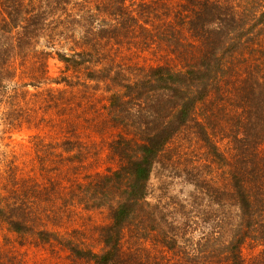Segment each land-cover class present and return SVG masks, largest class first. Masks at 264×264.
Returning a JSON list of instances; mask_svg holds the SVG:
<instances>
[{"label": "trees", "instance_id": "16d2710c", "mask_svg": "<svg viewBox=\"0 0 264 264\" xmlns=\"http://www.w3.org/2000/svg\"><path fill=\"white\" fill-rule=\"evenodd\" d=\"M128 1L0 0V95L18 109L7 113L10 124L38 130L34 121L46 119V135L52 133L56 146L37 135L32 147L45 152L43 164L52 154L61 157L45 176L47 190L20 179L0 181V264H30L42 244L52 247L60 264H186L190 252L178 245V236L158 231L155 237L170 255L154 257L127 248L126 231L145 217L141 224L149 226L131 232L149 234V222H155L147 199L153 169L190 125L228 167V187L189 171L195 187L219 207L214 224L221 230L218 247H208L206 236L204 249L190 253L192 264H248L243 246L249 240L264 246V0H140V9ZM80 3L89 14L79 16L96 18L97 26L70 21V10H81ZM148 50H154V63L144 56ZM55 58L64 64L56 78L50 71ZM43 83L65 84L74 92L50 90L45 97L59 119L20 105L21 88ZM99 99L102 112L93 116L87 108ZM98 117L101 124L93 122ZM87 124L110 129L105 171L101 150L82 131ZM224 141L227 151L219 146ZM59 148L71 155L62 157ZM91 162L95 172L83 174ZM69 169L75 199L52 201L54 176ZM84 199L91 202L87 206L110 208V223L94 229L100 251L86 232L67 225L68 214Z\"/></svg>", "mask_w": 264, "mask_h": 264}, {"label": "rangeland", "instance_id": "374dc122", "mask_svg": "<svg viewBox=\"0 0 264 264\" xmlns=\"http://www.w3.org/2000/svg\"><path fill=\"white\" fill-rule=\"evenodd\" d=\"M79 1L81 3L87 1L91 5H94V2L102 0ZM81 3L78 4L81 10H70V13H73V16L70 17V21L73 22L75 27H77L78 24H86L88 26L90 23L97 26V22L95 21L96 18L91 17L89 18V22H87L79 16L89 14L87 8ZM52 4L54 6L58 5L57 2ZM127 4L140 9V0H129ZM58 14L60 15L61 12H58ZM76 20L77 22H74ZM78 30L80 31V29ZM144 52L147 61L149 63H154V57L150 53L154 52V50ZM141 63H145L144 58L141 59ZM63 68L64 64L57 58L50 60V71L53 77L56 78L61 76ZM50 90H53L52 92L54 95H58L61 90L66 91V96H71L70 94L74 93L72 88L67 87L65 84L43 83L40 87L29 86L21 88L19 91V96L22 97L18 98L20 105L24 106V103H27L29 108L33 109L36 107L35 111L41 115L40 117L46 116L44 114L49 112L52 113L55 119H59L60 116L56 115L55 111L53 112L52 104L45 102V97L48 96ZM97 95L102 96L101 89L97 91ZM3 98L1 94L0 181L7 184L8 179H20V181H24L30 187L38 186L41 188L45 186L44 190H47L49 183L45 176L48 175V170L51 167L57 165L61 157L52 154L49 159L51 162H48L47 156V160L45 164H43L41 158L45 156V152L41 147L35 148L32 146L33 137L37 135L46 139L45 144L53 142L52 146H56V140L51 138L52 133L48 137L46 135L47 131L51 128L47 125L46 119L43 121H40V119L34 121L35 125L39 128L38 130L29 129L28 124L24 122H17V125H19L18 128L12 127L10 124L11 120L7 113H13L18 109L15 107L12 100H3ZM100 101L99 99V102L97 101L94 107L87 108L93 116H98L99 107L102 105ZM15 115H18V113H15ZM49 119H51V117ZM93 122L101 124L102 118L98 117ZM83 124L85 125L84 120ZM97 127L91 125L89 127L87 124L86 127H82V131L89 137L91 142L96 143V147L101 150L102 159L99 165H102L100 170L105 171V168L111 163V160L108 159L109 151L106 149L108 145L107 141L111 139L109 138L110 129L106 126L102 127L101 125ZM219 144L225 151L229 148L228 141L220 142ZM48 149L50 150V148ZM54 150L55 148L53 151ZM62 150V148L57 149V151L60 152ZM61 153L63 155L62 157L71 155L63 151ZM180 153H182V158L176 161ZM47 154L49 155V153ZM113 164L115 165V163ZM67 167L69 166L67 165L66 168ZM190 169L192 170L190 171ZM194 169V173L201 177L200 180L205 179L212 181L222 187L227 185L225 171H228V167L216 160L206 144L201 140L199 133L190 125L177 136V139L172 142L166 152L160 155V158L155 164L149 181V194L147 198L151 204L150 208L155 209V216H153L155 222H149L151 230L147 236L136 237L138 235L135 232H131V230L136 231L137 226L141 228L146 225L149 226L148 222L145 223L146 225L141 224L145 222V217L144 219L136 218L130 225V229L127 228L128 230L126 231L127 248H132L134 252H137V255L142 253L147 256L152 255L154 257H160L165 251L166 254L170 255L163 241L155 237L160 230L166 232L170 237H172V235L178 236V245L184 248L187 247L190 253H195V250L203 247V244L206 243V236L210 238L208 247H218L217 237L218 232L220 233L221 230L218 228L219 226L215 227L214 215L218 213L219 207L213 203L212 199L207 195V191L195 187V180H193L190 174ZM86 172H95V164L93 162L88 164L86 169L82 170L83 174ZM5 177L6 180L4 179ZM54 178L58 181V184L56 185L57 189L54 193V197H52V201H56L57 199H66L67 201L75 199L74 191L77 190V184L74 183L75 180L72 171L69 169L68 173L64 172L58 174L54 176ZM86 203L91 202L85 199L81 204L77 202V208L71 211L66 218L67 225L69 230L76 228L86 232V239L95 246L96 250L100 251L102 245L98 237L99 233L95 232L94 229L110 223V208L87 206ZM161 214H164L167 219L161 218ZM207 216H211V219H207ZM207 221L209 223H207ZM154 224L155 226H152ZM62 232H67L66 226L62 229ZM225 232L227 233V231ZM3 235V232L0 231V237H3ZM51 248L49 244H42L41 248L34 252V254H30V264H33V261L38 262V264L42 262H44V264H60L59 259L55 255L56 252H53ZM202 249H204V247ZM190 253L184 255L185 261L182 259L186 264L193 263L190 259ZM242 253L245 259H247L248 264H264L263 245H256V243H252L251 240H249L243 246ZM62 254L64 255V253ZM182 257L183 255H181V258ZM205 260L212 261L210 259Z\"/></svg>", "mask_w": 264, "mask_h": 264}]
</instances>
